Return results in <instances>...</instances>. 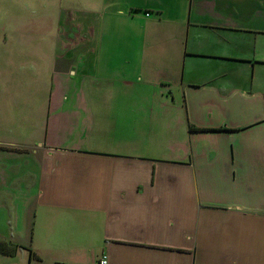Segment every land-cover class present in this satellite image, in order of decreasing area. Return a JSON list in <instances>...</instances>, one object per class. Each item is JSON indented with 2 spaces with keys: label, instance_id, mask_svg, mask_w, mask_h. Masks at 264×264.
Instances as JSON below:
<instances>
[{
  "label": "crops",
  "instance_id": "1",
  "mask_svg": "<svg viewBox=\"0 0 264 264\" xmlns=\"http://www.w3.org/2000/svg\"><path fill=\"white\" fill-rule=\"evenodd\" d=\"M84 6L46 97L28 43L0 59V239L26 264H264V0Z\"/></svg>",
  "mask_w": 264,
  "mask_h": 264
},
{
  "label": "rangeland",
  "instance_id": "2",
  "mask_svg": "<svg viewBox=\"0 0 264 264\" xmlns=\"http://www.w3.org/2000/svg\"><path fill=\"white\" fill-rule=\"evenodd\" d=\"M24 2V0H0V37L2 38L6 33H20V36L15 35L6 42L0 39V59L8 51L21 50L20 48L28 43V47L38 54L37 59L43 65L35 67V65L27 62L25 66L29 68V72L26 73V77L30 82H34V77H40L36 85L33 83L30 85V89L41 88L38 94L46 97L47 87H51L52 82L55 83L58 78L53 71L51 62L47 59H52L56 53L67 52L72 44L76 45L79 42L76 37L80 33H85L84 27L69 25L68 18L75 14L77 19L81 21L88 9H85L84 0H69L61 6H58L59 2L56 0H35L28 6L30 9L23 7ZM27 2L26 4H28ZM37 32H39L37 35L28 38V40L21 38L26 33ZM68 41L70 44L67 43ZM40 55H43L45 60H41ZM21 75L25 78V74L20 71L13 72V80H20ZM81 75L75 77L74 81L82 82L85 76ZM19 251L20 248L17 253ZM15 256L6 257V255L0 254V264L13 262L26 264V254L24 252L17 257Z\"/></svg>",
  "mask_w": 264,
  "mask_h": 264
},
{
  "label": "trees",
  "instance_id": "3",
  "mask_svg": "<svg viewBox=\"0 0 264 264\" xmlns=\"http://www.w3.org/2000/svg\"><path fill=\"white\" fill-rule=\"evenodd\" d=\"M19 248H21V246L17 243H14L12 241H4L0 239V254L2 255L15 256ZM31 252L35 254L33 251Z\"/></svg>",
  "mask_w": 264,
  "mask_h": 264
},
{
  "label": "built area",
  "instance_id": "4",
  "mask_svg": "<svg viewBox=\"0 0 264 264\" xmlns=\"http://www.w3.org/2000/svg\"><path fill=\"white\" fill-rule=\"evenodd\" d=\"M99 264H108L109 263V259H108V255H103L99 261H98Z\"/></svg>",
  "mask_w": 264,
  "mask_h": 264
}]
</instances>
